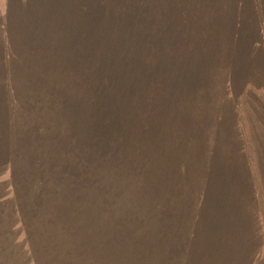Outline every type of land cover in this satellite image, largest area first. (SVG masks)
Listing matches in <instances>:
<instances>
[{"label": "trees", "instance_id": "obj_1", "mask_svg": "<svg viewBox=\"0 0 264 264\" xmlns=\"http://www.w3.org/2000/svg\"><path fill=\"white\" fill-rule=\"evenodd\" d=\"M39 1L42 4L50 2ZM245 1L248 5L253 2ZM11 2L17 9V22L23 21L31 26L30 14L26 16L22 6L32 2ZM243 4V0H140L134 6V11L123 6L120 14L127 27V38H123L127 40V45L132 42L130 50H133L130 51L126 45L125 61L136 57L143 64L136 68L137 74H131L130 78L145 85L139 88L137 100L127 95L128 90L121 91L123 98H126L121 118L129 116L136 121V132L148 138L154 153L166 152L169 147L178 156H183L181 168L190 173L197 186L205 183L202 170H208L214 176V164L220 160L225 162L227 175L237 185L231 198L234 199L239 193L246 195L249 213L263 222L264 56L261 54L264 52V41L255 36L254 40L247 39L248 48L241 47L239 41H244L245 34L242 31L237 33L235 28L242 26V22L232 18L231 14L220 15L222 10L242 7ZM94 8L98 12L100 6ZM185 8L192 10L183 12ZM198 9L211 19L203 21V16L197 15L201 14ZM165 10L169 11L168 15H165ZM180 23H186V29ZM256 23L258 25V21ZM260 32L264 33V28ZM59 34L62 38L67 36L65 31ZM180 39L181 45L178 44ZM188 46L193 50H187ZM58 48L60 51L64 49L61 45ZM55 49V46L47 45L39 50L16 37H7L2 42L0 81H4L8 88L2 89L5 95L0 103V123H3V127L0 126V186L9 185L12 189L14 184L19 185L23 191L21 197L32 205L40 186L50 183L59 188L66 181L58 178L57 166L65 163L70 169L72 165L96 166L98 173L88 172L93 183H97L101 177L105 182H99L97 190L93 189L91 194L100 193L104 198L106 217L100 226L110 231L116 228L114 225L118 217L114 216H117L116 212L119 213V148L114 143L119 137V122L110 118L113 109L100 108V114H105L106 118H77L74 130L66 135L68 121L60 120L57 118L59 113H53L50 109L59 105L66 90L58 86L61 83H57L63 80V76L54 79L56 68L52 52ZM27 53L30 56L44 53V60L30 63L26 58ZM9 57H12L9 65L16 69L12 72L6 67ZM125 61L123 67L126 70H122L133 72ZM19 63L23 66H16ZM12 101L22 102V107L18 109L19 116L14 121L9 116L13 110ZM37 117L41 118V122H35ZM55 119L59 122L53 123ZM26 129L29 142L22 143L23 138L19 133ZM51 129L54 133H51ZM91 138L95 140L93 146H90ZM5 143L6 146L2 147ZM12 143L17 145L13 148V154L10 148ZM69 148L74 150L71 152ZM76 149L83 152H76ZM216 151H225L227 156ZM11 155L15 156L12 158ZM4 170L8 171L5 172L8 174L5 180L1 179ZM66 170L64 166L62 171L66 173ZM227 175H222L221 179L228 180ZM24 185L27 186L25 189ZM242 190L247 192L244 194ZM58 191L49 198L47 205L58 207ZM5 196L0 195V218L5 215L6 219L14 218V213L3 208L10 198ZM15 213L25 225V218L18 207ZM65 213L70 214L67 210L61 211L58 221L60 240L57 244L63 248L59 249L57 264L62 263L65 256L77 254L72 252L73 246L83 248L94 244V240H91L94 234L82 232L76 235L81 225L70 230L73 218ZM45 220L42 229L47 226ZM19 221L15 220L13 225L16 226ZM149 231L140 228L138 234L150 235ZM217 231L227 230L221 228ZM71 234L79 237L78 241L74 242ZM27 236L31 238V234ZM5 240L11 244L20 243L18 233L5 235ZM257 240L263 247L262 238L258 237ZM109 244L119 245V233L109 237ZM218 250L225 260L228 252ZM80 256L84 264H91L89 257L97 260L91 250L87 255ZM104 260L105 264H119V259L117 261L110 255Z\"/></svg>", "mask_w": 264, "mask_h": 264}, {"label": "rangeland", "instance_id": "obj_2", "mask_svg": "<svg viewBox=\"0 0 264 264\" xmlns=\"http://www.w3.org/2000/svg\"><path fill=\"white\" fill-rule=\"evenodd\" d=\"M139 1L50 0L42 4L39 0H28L32 3L23 5L22 12L26 16L30 14L32 25L29 26L26 22H17V9L11 0H0V48L7 37L27 41L39 50L47 45L56 47L52 52L56 68L54 79L63 76V80L57 83H61L58 86L66 90L59 105L50 109L53 113H59L57 118L68 121L66 135L74 130L77 118H106L105 114H100V108L113 109L110 118L119 122V137L114 142L119 148V213L116 212L117 216H114L118 217L114 225L116 228L105 231L106 227L100 226L106 217L104 198L100 193L93 196L91 191L97 190V184L105 181L101 177L97 183H93L89 173H98L96 166L72 165L70 169L67 163L61 164L55 170L59 173L58 178L66 181L59 188L50 183L40 186L32 205L21 197L23 191L19 185L14 184L15 189L9 185L0 186V195L10 197L3 208L15 214L14 218L6 219V215L0 218V264H57L63 248L57 244L60 240L58 221L64 210L73 218L70 230L81 225L76 235L92 233L94 244L83 248L73 246L72 252L77 254L65 256L60 264H84L80 254L87 255L89 250L97 258L89 257L91 264H105L104 259L108 255L117 261L119 259V264H264V246L257 243L258 237L264 242V221L251 216L246 195L239 193L234 199L231 198L237 185L227 175L225 162L220 160L214 164V176L208 170H202L205 183L197 186L190 173L181 168L183 156H178L169 147L166 152L154 153L148 138L136 132V121L129 116L121 118L126 106V98H123L121 91L128 90L127 95L137 100L139 88L145 85L130 78L131 74H137L136 68L143 64L136 57L125 61L127 40L123 37H126L127 27L120 14L123 6L134 11ZM243 1L242 7L222 10L220 15L231 14L232 18L242 22L243 25L235 30L245 34L244 41H239L244 48L255 36L264 41V33L260 32L264 28V0H253L250 5ZM96 6H100L98 12L94 8ZM189 10L192 9L185 8L183 12ZM200 13L197 15H202L203 21L211 19L202 11ZM168 14L169 11L165 10V15ZM180 26L186 29L187 25L180 23ZM61 31L66 32L65 38L60 37ZM131 43L127 45L129 50ZM178 44H182V39ZM59 45L63 46V51L59 50ZM187 50L193 49L188 46ZM261 55L264 56V52ZM44 56V53L38 56L27 53L26 58L35 64L34 60L43 61ZM11 59L7 58L6 64L10 72L16 70L9 65ZM124 61L133 72L122 70ZM16 66L23 65L19 63ZM104 76L107 78L104 79ZM7 88L4 81H0V103L5 95L2 89ZM10 103L13 110L9 116L14 121L19 116L18 109L22 107V102ZM130 110L134 111L133 108ZM38 121L41 122L40 117L35 119L36 123ZM55 122H59L58 119ZM0 126L3 127L2 122ZM27 132L26 129L19 133L23 138L22 143L29 142ZM51 133H54L53 129ZM94 141V138L90 139V146L94 145ZM13 143L10 144L12 154L15 153L13 148L17 147ZM5 146L6 143L2 145ZM68 150L72 152L74 149ZM253 151L255 154L256 149ZM76 152L83 151L76 149ZM216 152L226 155L225 151ZM14 156L11 155L12 158ZM64 166L66 173L62 171ZM5 172L8 171H3V180L8 177ZM222 175H227L228 180L221 179ZM26 187L24 185L23 188ZM57 191L58 207L47 205L49 198ZM16 207L21 210L25 225L19 221ZM15 220L19 221L16 226L13 225ZM44 220L47 226L42 229ZM140 228L150 230V235L138 234ZM221 228L227 231H217ZM16 233L19 234V244L5 240V235ZM113 233H119V245L109 244V237ZM27 234H31V238ZM71 235L74 242L78 241L79 237ZM218 249L228 252L225 260Z\"/></svg>", "mask_w": 264, "mask_h": 264}]
</instances>
